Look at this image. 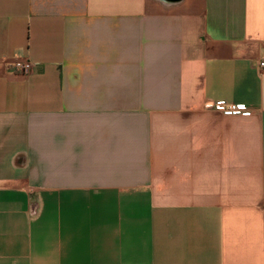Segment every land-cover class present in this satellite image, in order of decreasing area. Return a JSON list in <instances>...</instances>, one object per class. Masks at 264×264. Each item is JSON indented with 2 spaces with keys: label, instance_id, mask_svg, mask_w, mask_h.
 I'll return each mask as SVG.
<instances>
[{
  "label": "crops",
  "instance_id": "0c3cea01",
  "mask_svg": "<svg viewBox=\"0 0 264 264\" xmlns=\"http://www.w3.org/2000/svg\"><path fill=\"white\" fill-rule=\"evenodd\" d=\"M261 61L264 0H0V264H264Z\"/></svg>",
  "mask_w": 264,
  "mask_h": 264
},
{
  "label": "built area",
  "instance_id": "2783aa9c",
  "mask_svg": "<svg viewBox=\"0 0 264 264\" xmlns=\"http://www.w3.org/2000/svg\"><path fill=\"white\" fill-rule=\"evenodd\" d=\"M7 67H11L23 75H29L33 71V63L30 60H19L9 63H4ZM264 62H260L263 66ZM214 108L227 114H234L245 111L247 108L244 104L227 105L224 101L219 100L213 104Z\"/></svg>",
  "mask_w": 264,
  "mask_h": 264
}]
</instances>
